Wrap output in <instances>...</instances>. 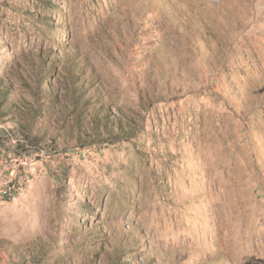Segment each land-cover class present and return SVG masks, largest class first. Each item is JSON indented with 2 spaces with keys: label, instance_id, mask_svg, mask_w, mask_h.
<instances>
[{
  "label": "rangeland",
  "instance_id": "rangeland-1",
  "mask_svg": "<svg viewBox=\"0 0 264 264\" xmlns=\"http://www.w3.org/2000/svg\"><path fill=\"white\" fill-rule=\"evenodd\" d=\"M4 128L0 264H264V0H0Z\"/></svg>",
  "mask_w": 264,
  "mask_h": 264
},
{
  "label": "built area",
  "instance_id": "built-area-1",
  "mask_svg": "<svg viewBox=\"0 0 264 264\" xmlns=\"http://www.w3.org/2000/svg\"><path fill=\"white\" fill-rule=\"evenodd\" d=\"M27 166L26 158L0 156V198H15L22 189V171Z\"/></svg>",
  "mask_w": 264,
  "mask_h": 264
},
{
  "label": "trees",
  "instance_id": "trees-1",
  "mask_svg": "<svg viewBox=\"0 0 264 264\" xmlns=\"http://www.w3.org/2000/svg\"><path fill=\"white\" fill-rule=\"evenodd\" d=\"M12 126H10L11 128ZM13 129V128H12ZM6 130L4 128L3 134L0 135V149H11L12 145H15L16 147H13L14 152H23L24 154H28L31 150H37L38 146H40V142L37 140L30 141L28 139H25V137H19V135L14 130ZM12 144V145H11ZM43 149H39L41 151Z\"/></svg>",
  "mask_w": 264,
  "mask_h": 264
}]
</instances>
